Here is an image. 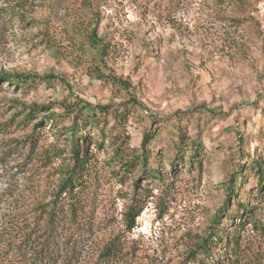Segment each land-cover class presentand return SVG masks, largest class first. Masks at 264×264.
<instances>
[{"label": "rangeland", "instance_id": "374dc122", "mask_svg": "<svg viewBox=\"0 0 264 264\" xmlns=\"http://www.w3.org/2000/svg\"><path fill=\"white\" fill-rule=\"evenodd\" d=\"M9 1L0 0V229L15 238L33 201L52 198L72 161L70 153L46 161V148L71 149L47 122L81 100L109 107L84 132L92 239L133 240L140 264H204L186 253L219 218L215 264H251V252L264 264V243L246 221L264 220V171L254 163L264 166V0H30L16 10ZM89 30L108 46L102 59ZM21 74L29 83L16 80ZM50 74L57 78L44 81ZM20 102L40 105L37 117L22 122ZM38 124L49 127L32 141ZM152 130L151 175L142 164L122 175L117 146L126 159ZM232 187L239 192L230 197ZM134 203L144 209L129 230ZM235 234L245 257L232 254Z\"/></svg>", "mask_w": 264, "mask_h": 264}, {"label": "trees", "instance_id": "16d2710c", "mask_svg": "<svg viewBox=\"0 0 264 264\" xmlns=\"http://www.w3.org/2000/svg\"><path fill=\"white\" fill-rule=\"evenodd\" d=\"M30 0H10L8 4L13 10L25 8ZM88 41L97 49L102 59V55L107 52V45L101 44L96 38L94 30L87 33ZM48 38H50L48 36ZM49 48H52L51 41H46ZM19 83H29L27 74L15 75ZM57 78L55 74L46 75L43 80L50 82ZM136 103V102H134ZM22 110V122L28 123L35 119L40 111V105L33 104L27 106L20 102ZM85 109L93 110L84 114ZM108 106H93L92 104L79 101L77 104L66 105L64 113H53L48 119L47 124L59 125L57 127L58 136L63 139L67 149H44L47 154L46 161L50 162L51 157L66 159L67 153H70L71 163L60 169V181L57 190L50 200L38 198L34 200L31 208V215L24 219L25 226L19 227V232L15 238H10L9 233L0 229V264H140L142 257L139 254V247L133 240L123 237L121 234L105 236L101 238L96 235V225L93 222L92 205L94 193L92 191L95 184V177L92 174L93 156L88 147V138L85 136L87 124H97L100 121L97 111L108 113ZM73 112V123L70 126H64V117ZM117 116H123V112H115ZM39 125V126H38ZM33 127L30 137L32 141L41 139L44 130L49 126L38 124ZM59 128V129H58ZM156 136V130L149 131L144 136L142 146L139 150H132L122 159V144L117 146L118 157L122 161V175H129L136 172L138 165L142 164L146 175H151L148 168L151 151L149 143ZM114 137V136H111ZM113 143L116 140L113 139ZM199 147V146H198ZM51 150V152H50ZM46 162V163H47ZM259 170L263 173L264 166L261 161H255ZM259 191L263 193L264 175L259 181ZM235 188H231L234 190ZM239 189H235L230 197L238 195ZM137 201V200H136ZM245 209L248 214H252L249 205L240 204L238 209ZM144 207H138L134 203L129 206L126 212V223L129 230L136 226L135 219L140 216ZM242 215V214H241ZM250 216V215H248ZM230 217L228 214L225 218ZM251 220L253 229L259 233L261 243H264V220L252 214ZM27 223V224H26ZM222 221L216 219L214 228L210 234L199 238L195 246L186 254L191 261L197 258L204 264H215L216 259L212 254L214 239L220 237V225ZM92 239V240H91ZM232 254L236 257H245L246 248L241 243L240 234L232 237ZM251 252V251H250ZM251 264H260L261 260L256 254L250 253ZM234 264V263H233Z\"/></svg>", "mask_w": 264, "mask_h": 264}]
</instances>
